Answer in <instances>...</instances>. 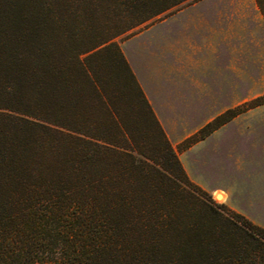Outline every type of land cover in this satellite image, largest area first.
Returning a JSON list of instances; mask_svg holds the SVG:
<instances>
[{
	"label": "trees",
	"instance_id": "obj_1",
	"mask_svg": "<svg viewBox=\"0 0 264 264\" xmlns=\"http://www.w3.org/2000/svg\"><path fill=\"white\" fill-rule=\"evenodd\" d=\"M186 1L0 0V264H264V229L188 179L114 42Z\"/></svg>",
	"mask_w": 264,
	"mask_h": 264
},
{
	"label": "rangeland",
	"instance_id": "obj_2",
	"mask_svg": "<svg viewBox=\"0 0 264 264\" xmlns=\"http://www.w3.org/2000/svg\"><path fill=\"white\" fill-rule=\"evenodd\" d=\"M151 26L172 31L148 45L143 33ZM132 37L136 40L128 42ZM114 42L128 54L188 179L214 203L264 229V104L188 147L182 143L224 109L264 93V17L256 1L188 0ZM147 49L165 53L152 77L145 74L141 54Z\"/></svg>",
	"mask_w": 264,
	"mask_h": 264
},
{
	"label": "crops",
	"instance_id": "obj_3",
	"mask_svg": "<svg viewBox=\"0 0 264 264\" xmlns=\"http://www.w3.org/2000/svg\"><path fill=\"white\" fill-rule=\"evenodd\" d=\"M166 30H169V29H165L164 27H160V26L148 27L146 29V31L143 33L144 35H146V39H144V41H146V43H148V45H150V44H156L157 45V44L160 43L161 40L164 39V34L165 33L169 34L172 31V30H170V31H166ZM135 40H136V37H132V38H130L128 40V42L132 43ZM122 54H123V52H122ZM141 54H142V57L144 58L143 61H144V65H145V74H146V76L147 77H152L153 75H157L160 72V70L158 68V65H156L154 63L157 62V61H166L163 58L165 53L163 51H161V50H158V49H156V50L147 49V50H142ZM123 55L126 58V63H127L128 67H129L131 73L135 77L140 90L144 94L143 96H144L145 100L147 101L148 105L150 106V109H151L152 113L155 115L156 120L159 122V120L156 117V112H155V110H154V108L152 106L151 99L144 92V87L141 84V80L138 77L136 70H134V68L132 67L130 61H128V54H126L124 52ZM167 61H180V60L176 59V60H167ZM160 126H161V124H160ZM162 131H163V129H162ZM217 194H218V196L222 197V195L220 193H217ZM217 194H215V195H217Z\"/></svg>",
	"mask_w": 264,
	"mask_h": 264
},
{
	"label": "bare ground",
	"instance_id": "obj_4",
	"mask_svg": "<svg viewBox=\"0 0 264 264\" xmlns=\"http://www.w3.org/2000/svg\"><path fill=\"white\" fill-rule=\"evenodd\" d=\"M215 198H216V199H218V198H219V199H222V197H221V196H218V194L215 195Z\"/></svg>",
	"mask_w": 264,
	"mask_h": 264
}]
</instances>
